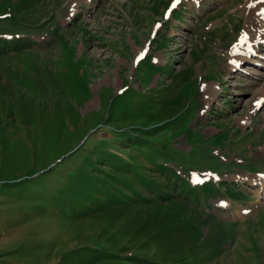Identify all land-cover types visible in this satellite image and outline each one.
Listing matches in <instances>:
<instances>
[{
    "label": "rangeland",
    "instance_id": "obj_1",
    "mask_svg": "<svg viewBox=\"0 0 264 264\" xmlns=\"http://www.w3.org/2000/svg\"><path fill=\"white\" fill-rule=\"evenodd\" d=\"M172 1L0 0V264H264V47Z\"/></svg>",
    "mask_w": 264,
    "mask_h": 264
},
{
    "label": "bare ground",
    "instance_id": "obj_2",
    "mask_svg": "<svg viewBox=\"0 0 264 264\" xmlns=\"http://www.w3.org/2000/svg\"><path fill=\"white\" fill-rule=\"evenodd\" d=\"M245 3H246L244 4V9H245L244 13L246 15V24L244 28L245 30L243 29V32L242 30L239 32L238 35L239 41L237 45L234 46L232 50V56L230 57L229 62H227L228 63L227 69L230 71H237L238 67L240 66V63L242 62H251V63L254 62L255 65H260L253 58H255L254 56H256L255 52H257L258 49L264 47V0H247ZM262 74H256V76L258 78H264V75ZM263 98L264 96L261 95L254 99L253 102L258 101L255 104V109L257 107L259 108L262 106V104L264 103ZM234 178H238L240 180H244L245 178V180L249 181L251 184H260L261 186H263V191H264V173L248 174L246 176H239ZM192 181L194 183L196 181H202V180L201 179L197 180L194 177Z\"/></svg>",
    "mask_w": 264,
    "mask_h": 264
},
{
    "label": "snow or ice",
    "instance_id": "obj_3",
    "mask_svg": "<svg viewBox=\"0 0 264 264\" xmlns=\"http://www.w3.org/2000/svg\"><path fill=\"white\" fill-rule=\"evenodd\" d=\"M177 2H178V0H177ZM173 6H175V5H173Z\"/></svg>",
    "mask_w": 264,
    "mask_h": 264
}]
</instances>
